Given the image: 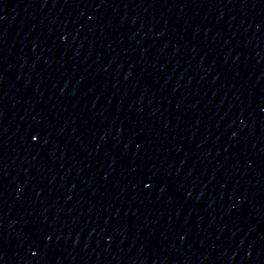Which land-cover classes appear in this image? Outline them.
<instances>
[{
	"label": "water",
	"instance_id": "95a60500",
	"mask_svg": "<svg viewBox=\"0 0 264 264\" xmlns=\"http://www.w3.org/2000/svg\"><path fill=\"white\" fill-rule=\"evenodd\" d=\"M0 264H264V0H0Z\"/></svg>",
	"mask_w": 264,
	"mask_h": 264
}]
</instances>
